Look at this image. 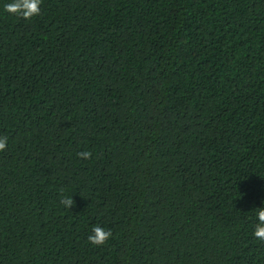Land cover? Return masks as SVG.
Returning <instances> with one entry per match:
<instances>
[{
	"label": "trees",
	"instance_id": "1",
	"mask_svg": "<svg viewBox=\"0 0 264 264\" xmlns=\"http://www.w3.org/2000/svg\"><path fill=\"white\" fill-rule=\"evenodd\" d=\"M10 2L0 264H264V0Z\"/></svg>",
	"mask_w": 264,
	"mask_h": 264
},
{
	"label": "clouds",
	"instance_id": "2",
	"mask_svg": "<svg viewBox=\"0 0 264 264\" xmlns=\"http://www.w3.org/2000/svg\"><path fill=\"white\" fill-rule=\"evenodd\" d=\"M42 0H11L5 4L4 10L14 16H19L23 19L30 20L41 14ZM7 147V137H0V151H4ZM78 155L83 159H90L92 153L90 151H82ZM61 204L68 209H71L75 201L72 196H63ZM258 223L255 226L254 237L259 241H264V207H259L256 210ZM112 236V231L105 229L102 226H95L92 229V234L88 240L93 245H103Z\"/></svg>",
	"mask_w": 264,
	"mask_h": 264
}]
</instances>
